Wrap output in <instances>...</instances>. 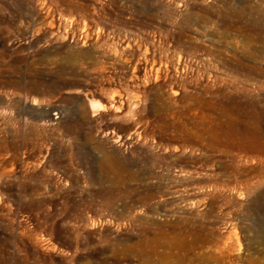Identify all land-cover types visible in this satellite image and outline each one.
<instances>
[{
	"label": "rangeland",
	"instance_id": "1",
	"mask_svg": "<svg viewBox=\"0 0 264 264\" xmlns=\"http://www.w3.org/2000/svg\"><path fill=\"white\" fill-rule=\"evenodd\" d=\"M0 264H264V0H0Z\"/></svg>",
	"mask_w": 264,
	"mask_h": 264
},
{
	"label": "bare ground",
	"instance_id": "2",
	"mask_svg": "<svg viewBox=\"0 0 264 264\" xmlns=\"http://www.w3.org/2000/svg\"><path fill=\"white\" fill-rule=\"evenodd\" d=\"M156 65V64H155Z\"/></svg>",
	"mask_w": 264,
	"mask_h": 264
}]
</instances>
